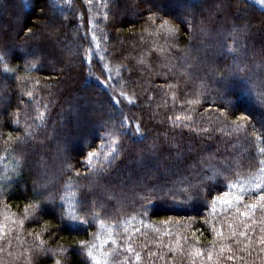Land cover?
<instances>
[{
  "label": "trees",
  "instance_id": "obj_1",
  "mask_svg": "<svg viewBox=\"0 0 264 264\" xmlns=\"http://www.w3.org/2000/svg\"><path fill=\"white\" fill-rule=\"evenodd\" d=\"M150 1L0 0V264H264V0Z\"/></svg>",
  "mask_w": 264,
  "mask_h": 264
},
{
  "label": "snow or ice",
  "instance_id": "obj_2",
  "mask_svg": "<svg viewBox=\"0 0 264 264\" xmlns=\"http://www.w3.org/2000/svg\"><path fill=\"white\" fill-rule=\"evenodd\" d=\"M149 19H151V17H149ZM165 23H167V22H165ZM168 30H169V32H172L173 31L171 28H169ZM240 31H241L240 29H237L232 34L233 35V40L236 43H238V41H239V32ZM229 51H231V52H237V51H239V49L230 47L229 48ZM3 62H5V56L3 54H0V63H3ZM34 66L35 65L33 64V67ZM3 70L5 72L10 71V69L6 66V64H5V67H4ZM243 73H244V69L243 68H240L239 66H237V68L235 70L229 71L227 73V77H226V81H225V86H227L228 81H230L232 79H246V80L249 79L248 77H245L243 75ZM27 95L29 97H31L32 93L31 92H28ZM123 95H124V93L121 92V96H123ZM114 102L117 103V104L119 103V101H114ZM129 102H131V101H129ZM260 102L261 103H264V97L261 98V101ZM112 119H114V117H112ZM176 119L179 120L180 117H177ZM241 119L247 121L249 119V117L248 116H244V117H241ZM14 123H17L18 124V120H14ZM30 127L31 126H28V127L25 128V135H24L23 138L16 137V139L13 140V137H12L11 133H9L7 135L6 142H11V143H17L18 142L19 144L23 145L30 137H32L34 135V133L29 130ZM136 132L137 133L140 132L139 127L136 128ZM110 135L113 137V143H118L119 136L126 135V119H122L120 121L119 127L118 128H115L114 127L111 130ZM257 139H259V137H257ZM260 163L264 164V161H261ZM69 167H70V165H69ZM216 175H218V173L213 172V175L207 177V179L213 180V179H215ZM142 199H150V197L145 196V197H142ZM261 199H264V197H261ZM52 203H55V198L54 197L52 199ZM142 207H143V211L144 212H147L149 210L146 206H142ZM65 219L66 218L63 215H61V220H65ZM67 220L69 221V227H72L73 226L72 222L73 221H76L77 218L70 216V217H67ZM78 222L81 223V224L86 223V221H83V220H80ZM81 247H83V245H81ZM89 255H91V253H89ZM57 264H59V261H57Z\"/></svg>",
  "mask_w": 264,
  "mask_h": 264
},
{
  "label": "rangeland",
  "instance_id": "obj_3",
  "mask_svg": "<svg viewBox=\"0 0 264 264\" xmlns=\"http://www.w3.org/2000/svg\"><path fill=\"white\" fill-rule=\"evenodd\" d=\"M150 1V0H149ZM148 0L146 1L145 0V2L146 3H150V2H152V1H150L149 2ZM175 1H178V0H175ZM153 3V2H152ZM168 7L170 8L169 10L170 11H176V12H178V13H183V14H185V15H187V14H191V12H193V10H194V6H193V4H189V2H186V5H184V6H182V7H180L179 5H177V4H175V3H173V2H171V3H168ZM39 16H34V18L36 19V18H38ZM49 23H47L48 24V26L50 27H48L47 29H45L44 30V32L43 33H41L40 34V36H39V38L38 39H41L42 37H49V32H46V30H50V31H56V28H57V26H55L54 24H55V20L53 19V18H50L49 20ZM30 22H32V21H30ZM44 27H42V29H43ZM45 34V35H44ZM37 36V37H38ZM63 48V47H62ZM72 48H63V53H64V55H67L68 54V57L70 58V59H74L75 58V56H76V54H75V52H73L72 50H71ZM70 51H71V54H70ZM243 55V54H242ZM185 61L187 60V59H184ZM45 63V65H46V67L48 68V69H54V70H57V71H63V72H65L66 71V69H68L69 67H72V65L71 66H69V65H67V64H65V63H55V64H51V63H49V62H44ZM8 81H9V79L8 78H5V81H4V84H6L7 85V83H8ZM6 85H5V89H6ZM83 89L85 90L86 89V87L84 86L83 87ZM81 99V98H80ZM9 100H5L4 102L3 101H0V109H2L3 107H5V105L7 104V102H8ZM4 105V106H3ZM258 121H260L261 123L263 122V120H261V118H258ZM87 125L89 126V124L87 123ZM82 126V125H81ZM264 126V125H263ZM89 127H91V124H90V126ZM77 138V143L76 144H74V146L76 145L77 147L79 146V147H81L82 145H84L83 144V142H82V140L80 141V138L78 137V136H76ZM72 145H73V143H72ZM39 192H40V189H39Z\"/></svg>",
  "mask_w": 264,
  "mask_h": 264
}]
</instances>
